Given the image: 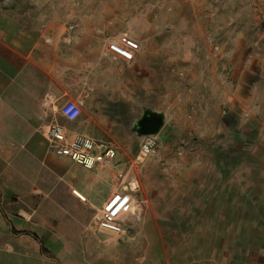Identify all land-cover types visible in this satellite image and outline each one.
Returning <instances> with one entry per match:
<instances>
[{
    "label": "crops",
    "instance_id": "obj_1",
    "mask_svg": "<svg viewBox=\"0 0 264 264\" xmlns=\"http://www.w3.org/2000/svg\"><path fill=\"white\" fill-rule=\"evenodd\" d=\"M6 1L7 7H0V264H161L160 256H144L142 244L128 240V228L123 234L110 233L97 227L94 216L117 188L115 171L131 173L141 140L131 125L145 105L142 52L159 50L154 36L124 61L109 52L106 43L120 33L143 43L163 15L153 6L170 1L23 0L30 7L22 16L15 6L9 7L13 1ZM183 13L180 7L172 11L176 19H183ZM62 21L74 28L69 43L63 39ZM66 101L79 108L72 120L59 111ZM52 121L67 137L84 135L110 144L113 164L85 169L54 156L46 140ZM165 130L163 121L156 140L165 141ZM224 153L221 170L209 174L215 176L214 186L207 183L204 163L203 171L199 165L197 188L174 186L166 189L167 200L148 204L198 212L197 225L215 230L197 238L219 248L194 264H264L259 214L264 208L254 201L263 195V176H253L249 163L237 168L240 162ZM163 191L152 193L163 196ZM208 211L215 213L210 219ZM135 235L130 238L138 239ZM155 238L175 242L173 235L157 233ZM187 238L181 241L190 242ZM164 264H174L173 258Z\"/></svg>",
    "mask_w": 264,
    "mask_h": 264
},
{
    "label": "rangeland",
    "instance_id": "obj_2",
    "mask_svg": "<svg viewBox=\"0 0 264 264\" xmlns=\"http://www.w3.org/2000/svg\"><path fill=\"white\" fill-rule=\"evenodd\" d=\"M10 1L9 7L15 6L20 13L30 7L23 0ZM169 1L153 6L162 18L143 43L138 41L142 45L154 36L157 39L158 51L142 52V96L145 105L164 114L167 137L157 139L155 151L138 167L128 169L139 181L138 202H145L130 219L126 235L129 241L142 244L144 256H160L161 264L172 258L174 264H194L219 248L197 238L215 230L197 225L198 212L168 210L166 205L152 206L148 201L167 200L165 191L174 186L197 188L199 165L203 171L204 163L207 183L214 186L215 176L209 174L221 170L222 151L240 162L237 168L249 163L253 176L264 179V0ZM0 7L6 8L7 1L0 0ZM178 7L184 10L183 19L173 17ZM146 8L150 10V5ZM156 189L165 194L153 195ZM262 191L254 201L264 208ZM205 214L207 219L215 215ZM259 214L264 223V209ZM157 233L173 235L175 242H157ZM187 236L190 242L183 243Z\"/></svg>",
    "mask_w": 264,
    "mask_h": 264
},
{
    "label": "built area",
    "instance_id": "obj_3",
    "mask_svg": "<svg viewBox=\"0 0 264 264\" xmlns=\"http://www.w3.org/2000/svg\"><path fill=\"white\" fill-rule=\"evenodd\" d=\"M64 42L69 43L74 34L72 25H66ZM106 49L124 61H130L138 50L136 40L126 33H120L109 39ZM60 114L67 120L74 119L79 108L71 101L64 102L59 108ZM46 140L48 150L56 157H64L73 163L91 169L95 166L107 167L113 164L115 150L110 144L96 141L84 135H72L67 137L63 128L55 122H50L46 127ZM157 147L155 136L141 137L137 151L131 159L132 167H138L143 160L152 154ZM117 182V188L112 191L101 203L94 221L98 228L114 234H123L129 227L130 219L134 217L136 206H141V200L137 197L140 193V185L135 175L125 176L123 171L117 170L113 174ZM71 193L80 201L84 197L78 192Z\"/></svg>",
    "mask_w": 264,
    "mask_h": 264
},
{
    "label": "water",
    "instance_id": "obj_4",
    "mask_svg": "<svg viewBox=\"0 0 264 264\" xmlns=\"http://www.w3.org/2000/svg\"><path fill=\"white\" fill-rule=\"evenodd\" d=\"M163 121L164 115L161 111L153 110L148 105H144L140 115L132 122L131 131L136 137L154 136L159 131Z\"/></svg>",
    "mask_w": 264,
    "mask_h": 264
},
{
    "label": "bare ground",
    "instance_id": "obj_5",
    "mask_svg": "<svg viewBox=\"0 0 264 264\" xmlns=\"http://www.w3.org/2000/svg\"><path fill=\"white\" fill-rule=\"evenodd\" d=\"M137 208H138V205L136 206V212H137ZM136 212L134 211V215H135Z\"/></svg>",
    "mask_w": 264,
    "mask_h": 264
}]
</instances>
